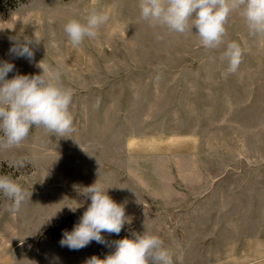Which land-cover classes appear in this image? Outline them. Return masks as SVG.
I'll use <instances>...</instances> for the list:
<instances>
[{"label":"rangeland","instance_id":"obj_1","mask_svg":"<svg viewBox=\"0 0 264 264\" xmlns=\"http://www.w3.org/2000/svg\"><path fill=\"white\" fill-rule=\"evenodd\" d=\"M93 7L109 19L74 48L64 25ZM196 31L150 26L139 0H27L0 11V63L14 65L6 79L41 74V61L58 69L74 93L75 127L60 137L33 126L20 145L0 148V175L27 195L52 193L54 203L65 192L81 200L105 176L100 183L127 217L119 235L103 232L106 243L79 250L60 244L75 213L46 217L19 245L14 234L3 237L0 264H87L145 232L163 239L173 264H264V35L250 33L238 12L218 49L200 45ZM25 37L31 60L10 51ZM231 41L243 58L225 78ZM11 204L0 193V228L8 220L9 231ZM23 204L17 214L27 215Z\"/></svg>","mask_w":264,"mask_h":264},{"label":"clouds","instance_id":"obj_2","mask_svg":"<svg viewBox=\"0 0 264 264\" xmlns=\"http://www.w3.org/2000/svg\"><path fill=\"white\" fill-rule=\"evenodd\" d=\"M140 16L152 27H164L169 32L186 34L196 28L199 44L205 49H218L225 44L226 24L232 13L238 12L244 19L250 33L264 35V0H139ZM109 17L95 7L83 20L72 18L64 25L71 45L79 47L86 38L95 39L98 29ZM191 24V27H190ZM33 40L25 37L17 40L10 51L17 56L31 60ZM243 50L236 41L227 42L221 59L228 61L222 75L237 72L242 63ZM39 75L17 74L6 79L14 65L0 63V148L8 149L24 141L30 130L42 127L46 133L64 137L75 131L74 117L70 112L73 90L65 87L58 69L38 65ZM17 167L24 166L20 160ZM108 189L98 182L82 189V194L91 203L79 222L63 233L61 246L79 250L92 241L106 243L103 232H121L127 217L123 205L115 202ZM0 193L12 200L8 211L16 215L26 199L27 193L13 178L0 175ZM77 207L71 208L75 211ZM115 251L104 259L93 256L87 264H173L170 251L162 238L155 234H136L135 239L124 238L114 242Z\"/></svg>","mask_w":264,"mask_h":264},{"label":"crops","instance_id":"obj_3","mask_svg":"<svg viewBox=\"0 0 264 264\" xmlns=\"http://www.w3.org/2000/svg\"><path fill=\"white\" fill-rule=\"evenodd\" d=\"M84 152H86V151H83V153ZM70 153L71 152H66L65 153L66 156L63 158L67 159L70 156ZM80 158L85 160V159H87V155L82 154ZM89 158L90 157L88 156V159ZM46 161H48V158H46ZM106 178L107 177H105V176H99L98 179L100 180V182H102ZM78 194L81 195V197H82L81 200H79L80 198H75V197H74V199L73 198L68 199V194L66 192L61 193V194H59L60 195L59 196V202L57 201L56 203L49 201L51 199L53 201L56 199V198H54V196H51L52 193H51V195H48L46 192L42 195H38V194L29 195L28 194L26 196V199H25L27 203L24 202V204H23V206H27V212H28L27 215H23V214L13 215L12 214L13 219H14L13 222L15 223L14 228H16V230H10V231L7 230V228H8L7 226L10 222L8 220H6V222L4 223L2 228H0L1 229L0 230V244H2L3 241H6L3 239V237H7V236L14 234V237H16L18 239L16 244L19 245L24 240H26L30 237V236H26L24 234L31 232V231H35V228L40 227L41 225H43V227H45L46 225H48L50 223L51 220L49 218H46V217H52V216L58 217V216L66 215L68 213H75V215H76V220H75V224H74V226H75L79 222L83 213L87 210V207L91 203L90 198L84 196L82 194V191H81V193H78ZM35 200L39 203H40V200H43V202L40 203L41 205L39 206V207L43 208V209L39 210L40 212L43 211V214L40 215L39 217L36 216L35 213H33L35 211V209H32L33 206L35 208V204H36ZM47 200L49 202H47ZM60 205H63L64 207H61ZM75 207H77V208L75 209V211H73L71 208H75ZM24 210L25 209H23V211ZM53 213H55V214L53 215ZM14 216H15V218H14ZM47 220H48V222L45 223Z\"/></svg>","mask_w":264,"mask_h":264},{"label":"trees","instance_id":"obj_4","mask_svg":"<svg viewBox=\"0 0 264 264\" xmlns=\"http://www.w3.org/2000/svg\"><path fill=\"white\" fill-rule=\"evenodd\" d=\"M26 1L27 0H0V11L6 13Z\"/></svg>","mask_w":264,"mask_h":264}]
</instances>
